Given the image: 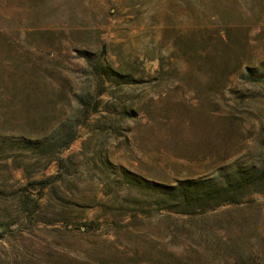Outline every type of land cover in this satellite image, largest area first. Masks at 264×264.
Listing matches in <instances>:
<instances>
[{
    "label": "rangeland",
    "instance_id": "374dc122",
    "mask_svg": "<svg viewBox=\"0 0 264 264\" xmlns=\"http://www.w3.org/2000/svg\"><path fill=\"white\" fill-rule=\"evenodd\" d=\"M0 264H264V0H0Z\"/></svg>",
    "mask_w": 264,
    "mask_h": 264
},
{
    "label": "trees",
    "instance_id": "16d2710c",
    "mask_svg": "<svg viewBox=\"0 0 264 264\" xmlns=\"http://www.w3.org/2000/svg\"><path fill=\"white\" fill-rule=\"evenodd\" d=\"M93 224H94L93 222H91V223H83L82 226H83L84 228L88 229V228L93 227V226H94Z\"/></svg>",
    "mask_w": 264,
    "mask_h": 264
}]
</instances>
